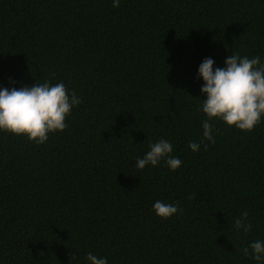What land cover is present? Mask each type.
Wrapping results in <instances>:
<instances>
[{"label": "trees", "instance_id": "trees-1", "mask_svg": "<svg viewBox=\"0 0 264 264\" xmlns=\"http://www.w3.org/2000/svg\"><path fill=\"white\" fill-rule=\"evenodd\" d=\"M112 3L0 0V89L63 82L82 100L42 145L0 132V264H258L240 248L264 240V118L214 119V144H188L203 59L264 60V0ZM161 138L182 165L138 170ZM156 201L180 211L160 218Z\"/></svg>", "mask_w": 264, "mask_h": 264}, {"label": "clouds", "instance_id": "clouds-1", "mask_svg": "<svg viewBox=\"0 0 264 264\" xmlns=\"http://www.w3.org/2000/svg\"><path fill=\"white\" fill-rule=\"evenodd\" d=\"M120 0H113L112 6L119 7ZM214 60L204 58L197 71L203 80L200 92L206 98L200 100L198 111L206 119L200 143L190 142L188 147L196 152L201 144L207 150L208 141L215 143L212 120L222 121L228 127L251 132L264 118V60L260 56H241L239 53L228 55L224 67L213 68ZM82 103L75 91L69 93L63 82L50 84L35 82L32 86L0 89V132L15 136H24L29 142L42 145L47 142L49 134L62 132L67 128L66 118L74 107ZM172 143L164 138L149 143L148 151L136 158V168L157 166L164 160L166 166L175 171L182 161L175 156ZM153 212L160 218L167 219L178 211V205L156 201ZM248 212H243L234 219L236 231L248 233L252 230ZM240 252L245 256L264 264V240H256ZM75 260V255L72 256ZM88 264H107L106 257H98L89 252L85 256Z\"/></svg>", "mask_w": 264, "mask_h": 264}]
</instances>
